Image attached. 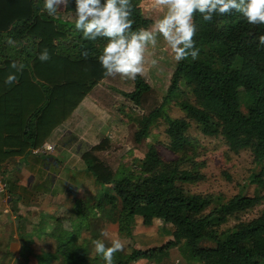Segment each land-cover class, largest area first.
Returning a JSON list of instances; mask_svg holds the SVG:
<instances>
[{"label": "trees", "instance_id": "16d2710c", "mask_svg": "<svg viewBox=\"0 0 264 264\" xmlns=\"http://www.w3.org/2000/svg\"><path fill=\"white\" fill-rule=\"evenodd\" d=\"M131 4L133 31L150 28L163 11L153 7L151 0H144V5L131 0ZM74 9L75 0H69L59 13ZM195 27L199 58L173 59L160 97L139 75L132 80L131 90L120 92L141 110L126 124L124 143L133 155L132 166L115 172L95 154L108 149L107 138L81 153L85 169L98 185L99 197H89L90 204L80 200L72 206V213L63 210L64 221L55 214V228L63 230L44 264H102L92 244L99 238L98 222L109 223L115 238H120L132 234L134 217L142 225H149L153 218L169 224L170 237L157 247L133 245L124 254L117 252L115 264L157 261L176 246L198 264H264V207L246 221L217 230L227 217L252 208L262 196L237 193L203 213L210 198L184 193L182 186L202 177L198 164L190 159L186 167L182 166L184 159L163 161L146 141L149 127L162 118L165 146L180 158L194 149L188 136L192 123L203 134H219L229 150L248 149L255 162L264 160V46L258 43L264 25H251L236 12L216 16L211 22L197 13ZM9 37L24 43L11 47L6 43ZM105 43V38L86 40L72 21L49 16L43 0H0V161L39 147L106 77L98 60ZM44 48L50 59L40 61L38 55ZM84 51L89 52L87 59L81 55ZM13 60L24 65L21 72L10 67ZM10 72L17 82L7 85ZM171 99L182 117L165 112ZM251 181L264 187V164L252 173ZM201 241H211L213 246H201ZM6 251L0 264H9Z\"/></svg>", "mask_w": 264, "mask_h": 264}, {"label": "rangeland", "instance_id": "374dc122", "mask_svg": "<svg viewBox=\"0 0 264 264\" xmlns=\"http://www.w3.org/2000/svg\"><path fill=\"white\" fill-rule=\"evenodd\" d=\"M151 1L153 3V0ZM137 2L140 5H144V0H137ZM62 6L63 4L58 6V12L55 16L61 19H65L66 21H72L74 12L59 13L62 10ZM152 59H156L158 61L156 66L151 65ZM145 61V72L141 77L154 90L155 95L157 97H160L166 84L168 70L173 63V53L169 49L166 42L163 40L162 36L158 37V44L155 48H153L151 45L148 46L145 52ZM132 87V80L121 79L119 75H116L115 77L106 76L100 81V83H98L94 87L95 90L92 93V99L99 101L105 113V117L108 118L109 127L111 129V146H109L111 153L107 154H109L108 157L110 158V165L113 167L115 172L119 171L122 167L125 168L126 166H132L131 158L133 157V155L132 153H129L130 151L128 150V146L124 145V136L126 135L127 122L130 121L132 117L134 118L136 116H139L141 110L138 107L134 106L128 99H125L122 94H120V92H127L131 90ZM174 102H176L174 99L170 100V102L165 107V112L170 117H182L183 112ZM81 111L82 109L78 110V112L73 116L72 119L79 117ZM87 112L90 114L89 117L91 118L96 116L93 113H99V115L102 116V112H99L96 106H92V110L87 109ZM121 116L123 119H121ZM95 123L97 125V122ZM99 123L100 126L103 127L102 120ZM89 124L92 125V121H90ZM164 127L165 123L162 118H158L157 120H155L154 123L149 127L146 141L148 144L154 146L163 161H171L175 159L177 160L178 158L180 160L184 159L182 161L183 167L189 166L190 160L198 164L197 169L202 177L197 181L184 183L182 186L184 189V193L207 195L210 198L211 203L203 211V213H207L212 207L225 202L228 198L237 193L247 196H262V199L252 208L227 217V220L217 228L218 231H225L239 221H246L256 216L260 209L264 207V187H261L255 182L251 181L252 173L256 172L261 164H264V160L261 163L255 162L250 150L248 149H240L236 152L229 150L219 134H203L192 123L190 124V127L188 129V136L193 142L194 149L191 153L189 151H186L185 155L183 154L184 156L182 155L183 157L180 158L179 156H177V154L172 153L171 151H169V149L166 148L165 142L167 138L164 134ZM85 145L83 147L84 149H87ZM54 151H48L46 152V154H49L51 152L54 153ZM124 152H128L127 154L129 155L126 154L124 157H122L121 154ZM74 176H76V174H73V177ZM97 190L98 185L94 184L92 194H84L81 196V199L75 198V195L69 196L68 200H70L71 202H69V205L67 203V207H65L67 209H61V211L57 209L58 213H60L58 216L64 217L62 215L63 210L72 213V206L74 204L77 205L80 200L84 202L88 201L89 197L94 195L96 196ZM96 197H99V194H97ZM92 201L96 203L97 198L93 197ZM90 203L91 199L88 201V204ZM108 207L109 205L104 206V208ZM6 212H8V210H5V212H1L0 214V241L2 242L0 244V262L3 259L2 255H5L4 252H7L6 250L9 251L10 248L9 242L11 240L8 239L10 238V231L13 230L14 227H16L17 232H20L21 234V229L25 222L24 217H18V219L17 217H15L14 219L11 217H6ZM2 214L4 217H1ZM54 216L55 215H53V217ZM49 217L51 219L52 215L47 216V218ZM37 218L39 219V221H37L39 222V224H36V226L34 227L35 235L32 236L31 234H28L27 229L31 227L26 226L25 237L18 236L16 239L18 240V244L22 243L20 246L21 248H18L16 250V252H18L20 256H17V254L14 252H11V254L8 255L6 261H10L13 258L11 264H34V262H39L40 264L45 263V261H43V258L41 257H38V261L36 260V254L33 253V250L35 251L36 249L37 240L46 236L45 232H47L49 227L45 225V222H47V218L44 213L39 211L37 214ZM12 220L13 222L17 221L14 227L13 224L10 225ZM71 224L72 226H74L73 222ZM60 230L61 228L57 230V233H59ZM101 231H107L108 237H101ZM113 231L109 223H104V220H100V222H98L96 234L98 235L99 239H104L105 242H110L112 239H116V235L113 233ZM170 231L171 226L167 223L162 222L158 218H153L152 222L149 225H142L140 219L138 217H134L131 230L132 234L127 237H118V239L122 240L125 245L124 249L119 253H126L131 249L133 245L139 247H157L170 237ZM50 232L51 231L49 230V233ZM12 237H15V233L12 234ZM52 237L55 239L56 234H54V236ZM29 239H32L29 244L33 250L26 247L29 244L25 242ZM4 240L7 243L4 244ZM23 240L25 242H23ZM199 244L201 246H213V243L211 241H201ZM27 254L31 255L28 256V258L32 257L29 263L27 262L28 258L24 260V257ZM127 264H198V262L195 259H191L186 256L183 250L180 247L176 246L169 249L166 256L159 258L157 261L152 259H138L129 261Z\"/></svg>", "mask_w": 264, "mask_h": 264}, {"label": "clouds", "instance_id": "9594fccd", "mask_svg": "<svg viewBox=\"0 0 264 264\" xmlns=\"http://www.w3.org/2000/svg\"><path fill=\"white\" fill-rule=\"evenodd\" d=\"M69 5V0H43V9L49 16H55L58 6ZM153 7L163 9L150 28H139L133 31L131 0H75L72 22L75 28L83 33L86 40L95 41L105 38L102 52L98 56L104 75L121 79L135 80L145 72V52L149 45L155 48L158 37L162 36L173 53L176 62L199 58V49L195 45V16L199 13L206 22L216 16H224L232 12L240 13L251 25H264V0H153ZM6 43L15 48L23 45L9 37ZM259 45L264 46V35L259 36ZM87 59L89 52L81 53ZM40 61L50 59L47 48L40 51ZM158 61L151 60L156 66ZM10 67L21 72L23 64L11 61ZM17 82V76L10 72L5 84ZM53 143V142H52ZM101 237L107 238V231H101ZM94 252L102 258L103 264H114L117 252L124 249V242L118 238L110 243L104 239L92 241Z\"/></svg>", "mask_w": 264, "mask_h": 264}, {"label": "crops", "instance_id": "0c3cea01", "mask_svg": "<svg viewBox=\"0 0 264 264\" xmlns=\"http://www.w3.org/2000/svg\"><path fill=\"white\" fill-rule=\"evenodd\" d=\"M94 90L95 88L93 87L81 99L73 111L51 130L46 137L45 141L54 143V153L33 155L26 152L22 155H11L4 161H0V179L6 182L5 192L0 193V210L2 213L8 210L5 214L8 218H25L21 234L14 227L17 221L13 222L12 220L10 223V225L13 224L14 228L10 231V238H8L11 240L9 242V254L14 252L19 256L16 250L21 248L22 243L18 244V240L16 239L18 236L25 237L26 226L31 227L27 229V233L32 236L35 235L34 227L36 224H39L37 222L39 221L37 214L41 211L45 214L46 218L48 215H52L51 219L49 217L47 218V222H45V225L49 227L47 232H45L46 236L37 240L36 249L34 248L35 251L29 244L32 239L26 240V242L23 240V242L29 244L26 247L33 250L37 261L38 257L43 258V261L48 259L56 248L57 230L59 229V227L55 228L57 225H55L53 215L56 213L59 215L58 210L67 209L65 208L67 207V203L69 205V202H71L68 200L69 196L75 195V198L81 199V196L84 194H92L95 181L93 176L85 169V164L81 159V153L86 150L83 146L87 144L85 146L88 149L90 146L97 144L102 138H107L111 146V129L108 118L105 117L99 101L92 99ZM92 106H96L98 111L102 112V116L99 113H93L96 116L89 117L90 114L87 112V109L92 110ZM81 109L80 116L72 119L78 110ZM101 120L104 129L100 126L99 122ZM90 121H92V125L89 124ZM95 122H97V125ZM124 145L126 144L124 143ZM109 148L95 154L104 159L106 164L113 168L110 165L109 154H107L111 153ZM73 174H76V176L73 177ZM1 217H4L3 214ZM59 218L64 221V217L59 216ZM69 225L72 229V224ZM54 228L56 232L55 230L53 231ZM49 230L51 231L50 233ZM62 230L61 227L59 233H62ZM13 233H15V237H12ZM54 234H56L55 239L52 237ZM5 243L7 242L4 240ZM28 256L31 255L27 254L24 260ZM31 258L27 259L28 263ZM12 260L13 258L9 261V264H11ZM34 264L40 263L34 262Z\"/></svg>", "mask_w": 264, "mask_h": 264}, {"label": "built area", "instance_id": "2783aa9c", "mask_svg": "<svg viewBox=\"0 0 264 264\" xmlns=\"http://www.w3.org/2000/svg\"><path fill=\"white\" fill-rule=\"evenodd\" d=\"M55 149V145L52 142L44 141L39 147L31 149V154L43 155L46 152L53 151ZM6 188V183L0 179V193H4Z\"/></svg>", "mask_w": 264, "mask_h": 264}]
</instances>
